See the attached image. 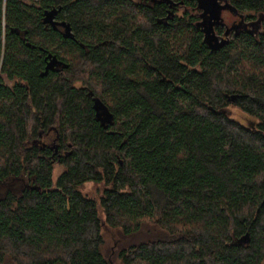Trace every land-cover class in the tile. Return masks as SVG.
Here are the masks:
<instances>
[{"label": "trees", "instance_id": "1", "mask_svg": "<svg viewBox=\"0 0 264 264\" xmlns=\"http://www.w3.org/2000/svg\"><path fill=\"white\" fill-rule=\"evenodd\" d=\"M30 1L75 40L0 0V264H264V29L212 52L194 20L159 22L164 5ZM48 55L67 67L41 77Z\"/></svg>", "mask_w": 264, "mask_h": 264}, {"label": "flooded vegetation", "instance_id": "2", "mask_svg": "<svg viewBox=\"0 0 264 264\" xmlns=\"http://www.w3.org/2000/svg\"><path fill=\"white\" fill-rule=\"evenodd\" d=\"M24 5L29 4L31 7L39 5L34 4L30 0H21ZM137 7H153L155 4L164 5L166 16L161 17L159 22L164 26L170 25L171 22L179 18H189L194 20V24L203 34L208 28L213 30L215 38L222 42L229 40V44L241 34H252L253 32L262 31L264 29V0H261L260 7L251 8L246 5V0H127ZM51 10V9H50ZM47 10V11H50ZM53 10V9H52ZM180 11L181 16H179ZM41 9V21L44 24V13ZM251 15H256L252 19ZM59 15L56 17L57 22ZM49 28H52V26ZM73 29V28H72ZM59 32H63V28L58 27ZM73 31V30H72ZM74 33V32H73ZM24 39H22L23 41ZM75 40V37H74ZM205 43V42H204ZM228 44V45H229ZM225 47V46H224ZM223 47V48H224ZM218 51V50H217ZM47 63V61H46ZM47 65V64H46ZM45 65V67H46ZM48 144V143H47ZM49 147L56 152L55 142L49 143Z\"/></svg>", "mask_w": 264, "mask_h": 264}, {"label": "water", "instance_id": "3", "mask_svg": "<svg viewBox=\"0 0 264 264\" xmlns=\"http://www.w3.org/2000/svg\"><path fill=\"white\" fill-rule=\"evenodd\" d=\"M61 8L53 9L50 11H46L44 13V24L50 25L52 28L57 29L58 27L63 28V37L65 39L74 40V34L72 32V26L66 22H57L56 17L61 12ZM204 42L209 47L212 52L220 50L224 46L229 44V40H224L219 42L217 38L213 35V30L208 28L204 31ZM47 65L45 67L44 72H42L41 77H46L51 71L54 72L57 67H67L62 61L58 60L56 56L48 55L46 58ZM240 95H228L227 100L231 104H236ZM93 109L96 112V120L100 122V124L108 129L111 125H113L114 116L110 112L109 108L100 100L95 99ZM264 204V200H263ZM249 234H247L244 238L240 240V243L247 244L249 243Z\"/></svg>", "mask_w": 264, "mask_h": 264}, {"label": "rangeland", "instance_id": "4", "mask_svg": "<svg viewBox=\"0 0 264 264\" xmlns=\"http://www.w3.org/2000/svg\"><path fill=\"white\" fill-rule=\"evenodd\" d=\"M181 13L182 12L180 11L179 16H181ZM9 84L12 85L11 82ZM225 112L231 119L241 123L244 126H256L259 124V121L257 119L244 113L240 108L236 106L233 105L229 106L227 109H225ZM55 139H56V135L55 133H52L49 135V137L48 136L45 137V143L52 144L55 142ZM63 172H64V168L62 166H56L54 168V172H53L54 186L56 185L59 176ZM105 189L106 186L104 184L87 183L85 186L81 188V191L84 194V196H86L88 199L94 200L98 205H100L101 197L103 196ZM101 215L103 217L102 213ZM156 233L157 230L154 229V227L146 226L139 235L135 236L130 240L129 244L140 243L141 241H145L149 238H155ZM108 244L110 245V241Z\"/></svg>", "mask_w": 264, "mask_h": 264}]
</instances>
